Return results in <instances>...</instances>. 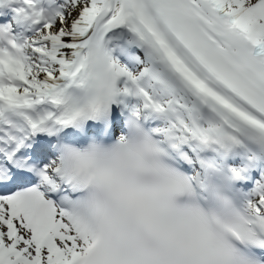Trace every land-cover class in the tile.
<instances>
[{"label": "snow or ice", "instance_id": "obj_1", "mask_svg": "<svg viewBox=\"0 0 264 264\" xmlns=\"http://www.w3.org/2000/svg\"><path fill=\"white\" fill-rule=\"evenodd\" d=\"M0 264H264V0H0Z\"/></svg>", "mask_w": 264, "mask_h": 264}]
</instances>
